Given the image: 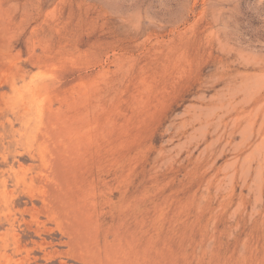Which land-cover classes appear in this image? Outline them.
Masks as SVG:
<instances>
[{"label": "rangeland", "instance_id": "rangeland-1", "mask_svg": "<svg viewBox=\"0 0 264 264\" xmlns=\"http://www.w3.org/2000/svg\"><path fill=\"white\" fill-rule=\"evenodd\" d=\"M264 264V0H0V264Z\"/></svg>", "mask_w": 264, "mask_h": 264}, {"label": "bare ground", "instance_id": "bare-ground-1", "mask_svg": "<svg viewBox=\"0 0 264 264\" xmlns=\"http://www.w3.org/2000/svg\"><path fill=\"white\" fill-rule=\"evenodd\" d=\"M8 264V263H7Z\"/></svg>", "mask_w": 264, "mask_h": 264}]
</instances>
